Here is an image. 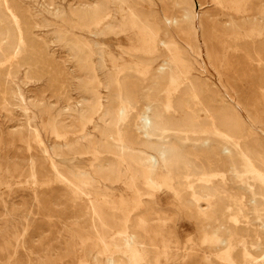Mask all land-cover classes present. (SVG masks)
Returning <instances> with one entry per match:
<instances>
[{"label":"rangeland","instance_id":"374dc122","mask_svg":"<svg viewBox=\"0 0 264 264\" xmlns=\"http://www.w3.org/2000/svg\"><path fill=\"white\" fill-rule=\"evenodd\" d=\"M6 27L0 264H157L136 219L158 214L169 240L158 264H264V0H0ZM124 81L136 103L118 129ZM151 99H180L195 119L237 113L230 138L216 122L167 132L165 144L211 164L205 217L145 133ZM108 160L121 175L94 172Z\"/></svg>","mask_w":264,"mask_h":264},{"label":"bare ground","instance_id":"6f19581e","mask_svg":"<svg viewBox=\"0 0 264 264\" xmlns=\"http://www.w3.org/2000/svg\"><path fill=\"white\" fill-rule=\"evenodd\" d=\"M9 32V27H6L4 30L0 31V36L3 38H5L6 33L7 44H10L12 35L11 32ZM169 50L172 51L171 49ZM172 57H174V55ZM198 79V77L190 78L185 84L184 92L195 95V93L200 90V79ZM123 90L122 104L117 109L115 115L118 129L120 123H122V121L126 118L129 109L136 103L135 93L131 92L127 81L123 82ZM149 103L150 105L145 109L144 113L139 115V119L143 120V128L148 136H156L161 139V142L157 143L153 150L162 163L176 164L178 170H184V175L186 177L185 186L188 188V205L199 216L205 217L206 211H203L200 208L197 201L198 196H202L203 198H211L217 192L210 179V172L212 168L211 164L204 154L197 153L188 155L183 150L175 147L174 145H170L169 143L165 144V139L168 137L167 132L172 129L186 132L192 129L206 127V125H209V123L214 125L216 122L219 127L225 130L226 134L228 135L227 137L230 138L237 132V128H239L237 126V113L233 109L220 110L214 116H206L202 119H195L191 115L190 111L184 107L180 99H177L174 104L170 99H167L163 105L155 104L152 99L149 101ZM117 142V144L122 148L125 147L120 135L117 136ZM125 154V152H122L120 157L124 158ZM93 169L94 172L100 173L102 177L113 176L116 178L122 173L120 164L116 160H108L105 164L99 161L93 165ZM258 200V195L255 192L254 202L257 203ZM164 222V216L159 214L157 215V222L154 223H150L147 219V216L144 215H140L136 219V228L142 230V232L149 237L150 241H152L151 244L153 248L157 251L155 260L157 264L159 261L167 259L169 251V240L162 234L164 231ZM158 236L160 237V241L159 243H155L154 239Z\"/></svg>","mask_w":264,"mask_h":264}]
</instances>
